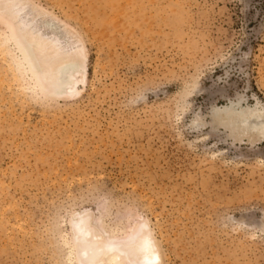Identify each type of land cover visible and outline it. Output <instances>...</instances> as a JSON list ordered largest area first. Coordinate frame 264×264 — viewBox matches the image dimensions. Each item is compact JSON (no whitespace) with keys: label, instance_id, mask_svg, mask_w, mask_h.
I'll return each mask as SVG.
<instances>
[{"label":"rangeland","instance_id":"obj_1","mask_svg":"<svg viewBox=\"0 0 264 264\" xmlns=\"http://www.w3.org/2000/svg\"><path fill=\"white\" fill-rule=\"evenodd\" d=\"M33 1L80 37L87 80L51 95L0 12V264H80L89 216L122 239L149 224L163 264H264V139L212 122L264 108V0Z\"/></svg>","mask_w":264,"mask_h":264},{"label":"bare ground","instance_id":"obj_2","mask_svg":"<svg viewBox=\"0 0 264 264\" xmlns=\"http://www.w3.org/2000/svg\"><path fill=\"white\" fill-rule=\"evenodd\" d=\"M0 12L17 25L15 42L29 68L41 80L45 72L52 81L48 87L45 84V89L53 96H77L88 69V52L77 33L75 37L68 25L33 0H0ZM212 119L217 128L224 126L235 135H247L254 141L264 139V108L260 105L244 108L240 102L232 103L214 109ZM99 220L89 216L83 224L73 219L76 241L86 242L77 251L80 257L87 256L80 264H163L149 224H142L136 234L122 239L99 227Z\"/></svg>","mask_w":264,"mask_h":264}]
</instances>
